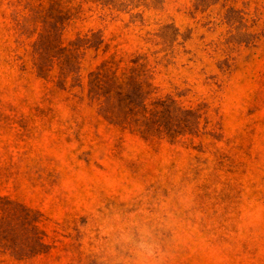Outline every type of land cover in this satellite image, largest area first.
Returning <instances> with one entry per match:
<instances>
[{
  "label": "rangeland",
  "instance_id": "1",
  "mask_svg": "<svg viewBox=\"0 0 264 264\" xmlns=\"http://www.w3.org/2000/svg\"><path fill=\"white\" fill-rule=\"evenodd\" d=\"M0 264H264V0H0Z\"/></svg>",
  "mask_w": 264,
  "mask_h": 264
},
{
  "label": "trees",
  "instance_id": "2",
  "mask_svg": "<svg viewBox=\"0 0 264 264\" xmlns=\"http://www.w3.org/2000/svg\"><path fill=\"white\" fill-rule=\"evenodd\" d=\"M99 81H101V78H99V73H96V75L90 81L91 87L95 88V85H97L99 83Z\"/></svg>",
  "mask_w": 264,
  "mask_h": 264
}]
</instances>
